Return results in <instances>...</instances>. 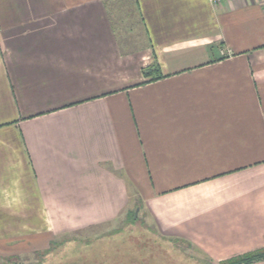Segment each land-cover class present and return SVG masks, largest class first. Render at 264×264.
I'll list each match as a JSON object with an SVG mask.
<instances>
[{
    "label": "crops",
    "instance_id": "0c3cea01",
    "mask_svg": "<svg viewBox=\"0 0 264 264\" xmlns=\"http://www.w3.org/2000/svg\"><path fill=\"white\" fill-rule=\"evenodd\" d=\"M131 199L207 262L264 247V0H0V241Z\"/></svg>",
    "mask_w": 264,
    "mask_h": 264
},
{
    "label": "rangeland",
    "instance_id": "374dc122",
    "mask_svg": "<svg viewBox=\"0 0 264 264\" xmlns=\"http://www.w3.org/2000/svg\"><path fill=\"white\" fill-rule=\"evenodd\" d=\"M140 207L139 201L135 204L131 199L130 216L137 217L134 222L131 217L130 221L123 220L124 215L96 236L78 239L64 235L38 249L26 244L27 233L33 231H13V238L0 241V264H214L207 262L202 253L187 247V243H170L147 229ZM114 229L117 232H112ZM4 233L0 231V239Z\"/></svg>",
    "mask_w": 264,
    "mask_h": 264
},
{
    "label": "trees",
    "instance_id": "16d2710c",
    "mask_svg": "<svg viewBox=\"0 0 264 264\" xmlns=\"http://www.w3.org/2000/svg\"><path fill=\"white\" fill-rule=\"evenodd\" d=\"M142 71L145 76H150L152 79H156L161 76L159 65L156 62L147 65L142 69ZM131 213L132 212L128 210L123 220H129V217H131V222H134L137 217L130 216ZM112 232H117V229L112 230ZM262 260H264V247L234 256L225 261L224 264H251Z\"/></svg>",
    "mask_w": 264,
    "mask_h": 264
},
{
    "label": "built area",
    "instance_id": "2783aa9c",
    "mask_svg": "<svg viewBox=\"0 0 264 264\" xmlns=\"http://www.w3.org/2000/svg\"><path fill=\"white\" fill-rule=\"evenodd\" d=\"M212 3H217L219 1H222V0H210Z\"/></svg>",
    "mask_w": 264,
    "mask_h": 264
}]
</instances>
